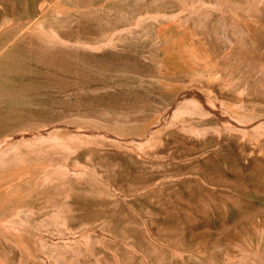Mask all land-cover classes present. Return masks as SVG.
<instances>
[{"label": "rangeland", "instance_id": "1", "mask_svg": "<svg viewBox=\"0 0 264 264\" xmlns=\"http://www.w3.org/2000/svg\"><path fill=\"white\" fill-rule=\"evenodd\" d=\"M0 264H264V0H0Z\"/></svg>", "mask_w": 264, "mask_h": 264}, {"label": "bare ground", "instance_id": "2", "mask_svg": "<svg viewBox=\"0 0 264 264\" xmlns=\"http://www.w3.org/2000/svg\"><path fill=\"white\" fill-rule=\"evenodd\" d=\"M14 95V94H13ZM26 98V97H25ZM17 130V129H16ZM12 132V131H11Z\"/></svg>", "mask_w": 264, "mask_h": 264}]
</instances>
